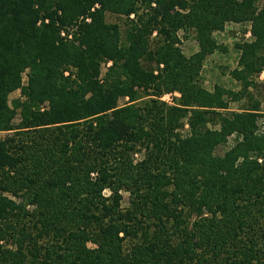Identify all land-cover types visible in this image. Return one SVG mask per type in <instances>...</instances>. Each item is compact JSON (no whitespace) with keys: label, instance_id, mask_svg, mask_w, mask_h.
Segmentation results:
<instances>
[{"label":"trees","instance_id":"1","mask_svg":"<svg viewBox=\"0 0 264 264\" xmlns=\"http://www.w3.org/2000/svg\"><path fill=\"white\" fill-rule=\"evenodd\" d=\"M247 20L264 49L257 0H0V264H264L258 112L203 102L175 47L185 23L202 54ZM184 209L210 217L188 229Z\"/></svg>","mask_w":264,"mask_h":264},{"label":"rangeland","instance_id":"2","mask_svg":"<svg viewBox=\"0 0 264 264\" xmlns=\"http://www.w3.org/2000/svg\"><path fill=\"white\" fill-rule=\"evenodd\" d=\"M154 5V4H153ZM258 10L264 7V0H257ZM106 19L109 22L120 21L118 16L112 13L106 14ZM155 35V34H153ZM157 36V35H156ZM155 37V36H154ZM175 47L189 58L194 56L197 61L198 73L194 75L193 81L202 89L204 96L203 102L208 103L211 99H219L224 104L226 109L215 108L223 111H242L246 109L256 108L258 116L256 118L257 134L264 135V49H253L251 44L256 41V36L252 32V22L247 21H226L219 29L211 31L209 38H211L215 45L209 49L210 51L201 54L198 33L189 25L185 23L176 32ZM160 39V38H158ZM158 39L154 40L156 42ZM201 54V55H199ZM105 66H102L104 72ZM26 84V76L22 75V85ZM20 89L12 91L9 96V104L12 100L18 97L21 98ZM174 97H179L178 91H166L160 95L159 99L168 105L174 104ZM126 101V98H121L119 103ZM20 109L17 110L13 124L17 125L21 121ZM189 114L181 119L182 125L176 130L181 135L189 134L188 125ZM208 127H213L211 123ZM6 133L1 132L4 136ZM227 140L218 145L214 150L215 156H223L224 153L230 149L236 142L241 140V136L233 133L226 138ZM144 149L133 154V162H137L144 156ZM250 157L257 158L256 153L250 152ZM240 158L238 161H240ZM122 199L120 201L122 208L129 206V192L120 190ZM103 194L108 196L110 190L105 188ZM186 216L188 229L193 228V223L201 216H209L207 210H203L199 216L194 212L187 210L182 213ZM1 245L9 246L4 240H0ZM89 247L93 245L87 244ZM207 251H205L206 253ZM203 251V254H205Z\"/></svg>","mask_w":264,"mask_h":264}]
</instances>
